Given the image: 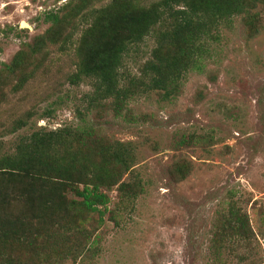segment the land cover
I'll list each match as a JSON object with an SVG mask.
<instances>
[{
	"label": "rangeland",
	"instance_id": "374dc122",
	"mask_svg": "<svg viewBox=\"0 0 264 264\" xmlns=\"http://www.w3.org/2000/svg\"><path fill=\"white\" fill-rule=\"evenodd\" d=\"M119 1L0 0V159L17 156V146L28 142L32 133L82 125L90 128L95 145L116 142L129 147L133 159L121 180L137 183V195L132 202L120 200L117 185L101 188L109 198L102 221L97 224L93 213L86 222L88 228L98 225V239L75 264L80 259L82 264H264V12L263 25L252 36L240 17L221 27L217 39L203 47L208 50L204 67L184 72L173 95L163 98L161 89H146L132 96L125 108L112 104L109 97L94 100V106L83 111L84 94L95 88L93 77L80 76L72 84L69 76L77 70L81 42L94 48V39H104L98 32L106 27H98V22L110 23L109 31L117 33L111 25L118 24L111 6ZM48 11L64 13L65 20L56 27L55 42L49 40L44 50L29 54L36 37L49 27L43 21ZM152 31L137 46L130 45L123 57L120 53L119 70L125 77L147 81L140 67L152 57ZM120 38L127 40L124 33ZM115 45L108 39L103 48L109 51ZM18 52L26 59L11 71L3 68ZM76 110L83 111L84 121L76 117ZM19 121L25 124L15 127ZM63 149L50 147L47 154L58 160ZM178 160L188 170L176 179L171 167ZM50 164L57 167L58 162ZM2 171L14 172L17 180L8 183ZM18 173L0 168V195L3 186L15 181L19 185L8 189L13 201L1 214L21 215L25 225L33 219L35 226L22 232L21 247L3 250L1 264H43L47 254L59 251L48 239V230L55 221L65 222L66 213L52 211L44 224L35 220L38 213L33 208L54 193L46 186L25 190L30 176L25 179ZM76 186L83 188L82 183ZM59 192L67 202L78 198L68 188ZM19 196L33 201L18 207L15 200H24ZM230 202L247 215L254 234L244 246L229 234L231 225L225 218ZM78 221L83 225V218ZM61 264L72 263L67 259Z\"/></svg>",
	"mask_w": 264,
	"mask_h": 264
},
{
	"label": "trees",
	"instance_id": "16d2710c",
	"mask_svg": "<svg viewBox=\"0 0 264 264\" xmlns=\"http://www.w3.org/2000/svg\"><path fill=\"white\" fill-rule=\"evenodd\" d=\"M111 8L117 15L118 24L111 22L117 33L114 35L109 31L110 23L105 26L98 22V27L107 28H102L98 32V35L104 39H94L96 43L94 48L89 42L82 40L77 70L69 76L72 84L77 83L80 76L93 77L95 88L91 94H84L86 98L83 111L91 109L94 106V100L109 97L113 99L112 104L125 108V104L132 96L137 95L138 92L143 93L146 89H161L163 98L173 95L178 90L184 72L192 67L199 70L204 67L202 60L208 50L205 51L203 47L217 39L221 27H227L228 22L240 17L251 36L258 32L263 25L261 12H264V0H141L139 6L135 5V0H120ZM64 20V13L46 12L43 21L49 23V27L44 35L36 37L38 41L29 47L28 53H35L38 49L44 50L49 40L55 42L56 27ZM151 30L155 36V45L151 51L152 57L140 67V75L147 77V81L138 82L134 75L129 79V76L125 77L119 70L122 67L119 63L120 53L123 57L130 45L137 46ZM119 33H121L120 36L124 33L127 40L122 41ZM108 39L113 40V45L116 42V45L112 50L106 51L103 44ZM23 59H26L25 55H20L18 52L9 64L3 65V68L11 71ZM83 111H75L76 117L82 121H84L81 117ZM50 112L46 111V114L49 115ZM24 124L25 121H19L15 127ZM90 133V128L83 125L72 129L64 128L58 132L32 133L28 137V142L23 141L24 144L17 146V156L7 158L4 162L0 159V168L3 166L16 169L22 173L18 174L24 176L25 179L30 176L27 178L30 180L27 181L25 190L34 192L39 191L40 186H46L48 192L54 193L45 198L42 197L43 200L39 201V208H33V211L38 213L33 217L35 220L44 224L50 220V215H48L50 212L63 209L66 213L65 222L60 224L55 221L54 228L48 230V239L59 245V251L55 250L47 254L43 264H61L67 259L75 264L81 252L90 250L91 246H94V242L98 239L96 233L98 225L88 228L86 222H89L93 213L98 215L97 224L102 221L109 198L101 188L109 189L117 185L120 200L132 202L137 195V188H139L137 183L121 180L122 173L129 168L133 159L129 147L116 142L103 146L95 145L93 138H90ZM183 141L180 139L179 142L183 144ZM50 147L64 148L65 151L63 149L64 153L59 156L58 160H53L54 157L50 158L47 154ZM50 161L58 162L57 167L52 166ZM187 170V164L182 160L176 161L171 167V173L176 179L182 178ZM43 173L46 174L42 178ZM78 173L80 177L77 176ZM2 174L5 175L4 179L8 180V183L14 181L17 175L11 171H2ZM55 178L56 180H53ZM81 183L83 188L80 190L76 185ZM15 186L19 189L16 181L15 185L3 186V191H1L3 195H0V223L3 226L8 225L0 227V264L4 260L2 259L3 250H17L24 242V238L21 237L22 232L27 229L28 225L35 226L33 219L28 222V225L22 223L21 219L25 217L21 215L2 216L1 210L13 201L10 200L8 189ZM65 188L72 190L78 198L68 202L64 201V197L61 196L63 193L59 194V190ZM5 194L8 196L7 200H3ZM20 198L24 200L15 201L18 207L22 208L33 201L29 197L19 196ZM13 217L20 220L16 221ZM8 218H12L9 224ZM79 218L84 219L83 225H80ZM247 220V215L240 212L234 203L228 204V216L225 221L231 225L229 234L236 236V239L232 240L238 246L241 244L244 246L245 242L254 236ZM36 230H38L37 227ZM71 237L73 243H71ZM26 243L31 244V242ZM219 246L221 247L222 243ZM249 249L250 247L246 250ZM81 261L76 264H82ZM3 264L13 263L7 261Z\"/></svg>",
	"mask_w": 264,
	"mask_h": 264
},
{
	"label": "water",
	"instance_id": "95a60500",
	"mask_svg": "<svg viewBox=\"0 0 264 264\" xmlns=\"http://www.w3.org/2000/svg\"><path fill=\"white\" fill-rule=\"evenodd\" d=\"M19 25H20L21 27H22V26H26L24 22H21Z\"/></svg>",
	"mask_w": 264,
	"mask_h": 264
}]
</instances>
